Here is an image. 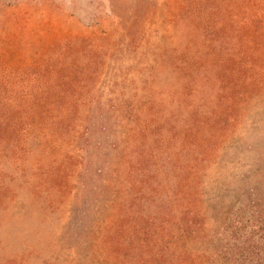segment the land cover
<instances>
[{
    "label": "rangeland",
    "instance_id": "rangeland-1",
    "mask_svg": "<svg viewBox=\"0 0 264 264\" xmlns=\"http://www.w3.org/2000/svg\"><path fill=\"white\" fill-rule=\"evenodd\" d=\"M2 79L0 264H123L182 191L264 264V0H0Z\"/></svg>",
    "mask_w": 264,
    "mask_h": 264
},
{
    "label": "trees",
    "instance_id": "trees-1",
    "mask_svg": "<svg viewBox=\"0 0 264 264\" xmlns=\"http://www.w3.org/2000/svg\"><path fill=\"white\" fill-rule=\"evenodd\" d=\"M3 80L4 79L0 80V120L7 118V116L11 114L20 116L22 113L18 111L11 113L9 107L7 108L4 106L8 104V100H5L4 94H6L5 92L9 93V91L11 93L14 92L10 89V87L13 88L14 82H2ZM8 89L9 91H5ZM18 98L20 100L29 99L26 98L23 93L22 95L18 94ZM13 99H15L14 96ZM30 99L33 98L30 97ZM11 100L12 98H10V101ZM9 129L14 130L12 133L16 131L15 125L10 126V123L5 125V130L8 131ZM1 152L2 149L0 154ZM176 196L174 204L171 203L167 204V206H162L164 211H168V214L166 216L167 218L162 221L161 227L155 228V237L152 236L148 239L144 237L141 241V245L138 246L139 248L132 252L130 256H126L121 263L206 264L208 258L195 254L189 247V242L191 240L195 241L199 239V234L202 232L201 227L203 225L201 220L204 219V215L189 203L190 196L185 191H182L180 195L177 194ZM164 232H167V234H163ZM201 258L206 260L203 261Z\"/></svg>",
    "mask_w": 264,
    "mask_h": 264
}]
</instances>
